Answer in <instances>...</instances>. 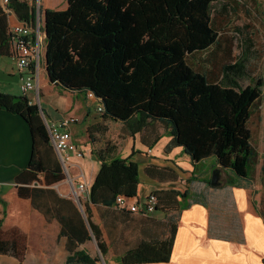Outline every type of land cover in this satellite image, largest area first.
Instances as JSON below:
<instances>
[{
    "label": "trees",
    "instance_id": "obj_1",
    "mask_svg": "<svg viewBox=\"0 0 264 264\" xmlns=\"http://www.w3.org/2000/svg\"><path fill=\"white\" fill-rule=\"evenodd\" d=\"M217 1L66 0L63 10L40 7L45 33L43 64L49 83L61 92L91 94L99 104L97 112L103 123L122 125V133L137 136L148 150L167 134V152L182 148L193 165L213 156L216 168L230 173L226 176L228 188L252 190L264 82L254 79L242 84L249 78L246 57L223 63L216 76L199 71L187 61L218 45L220 32L212 17ZM7 7L16 20L33 26L36 8L30 0H10ZM10 29L8 14L0 6V56H11ZM0 109L20 116L32 137L31 157L16 178L18 183L52 186L63 182L64 169L50 144L38 106L27 96L0 93ZM103 123L89 130L92 155L102 170L82 202L86 220L71 200L57 199L50 207L68 233L65 264H93L80 249L92 239L102 256L112 249L120 264L167 262L182 209L192 204L208 207V195L204 190L188 188L181 192L156 190L152 194L157 202L150 216L118 208V197H136L137 166L117 157L116 144L106 140L101 146L93 137L106 136L109 128ZM113 168L118 170H109ZM107 172L112 175L106 177ZM144 173L158 183L178 180V173L168 167L149 164ZM204 183L205 189H220L212 187L210 181ZM33 193L38 192L18 187L20 197ZM180 198L185 199L182 208ZM92 206L111 212L109 220L100 216L109 244L93 221ZM260 209L264 216L262 199ZM155 212L160 219L153 216ZM233 218V231L217 236L212 224L210 234L224 240L238 236L241 225L236 215ZM131 227L136 228L134 238L125 232Z\"/></svg>",
    "mask_w": 264,
    "mask_h": 264
},
{
    "label": "crops",
    "instance_id": "obj_2",
    "mask_svg": "<svg viewBox=\"0 0 264 264\" xmlns=\"http://www.w3.org/2000/svg\"><path fill=\"white\" fill-rule=\"evenodd\" d=\"M44 2L42 10H60L53 8V3L50 0H44ZM44 54L45 43L41 49L42 69L35 80L36 88L29 92L27 97L34 103L31 94H36L39 106L43 105L42 115L50 121L58 122L69 118L76 120L74 123H70L67 129L75 144L84 151L85 157L81 160L71 157L70 178L75 182L74 185L84 183L89 195V189L95 179V172L93 173L90 167L93 168L96 161L92 155L89 130L103 123L97 112L99 104L91 94L67 92H62V94L68 95L70 101L66 110L46 105L40 101L41 76L49 82L43 64ZM15 60L11 56H0V93L21 96L19 91L21 77L16 69ZM92 107L95 108L96 114L91 113ZM103 124H107L109 128L106 136L93 135V137L100 140L101 146L106 140L111 141L117 145L119 152L120 147L117 140H126L130 137L122 133V125L116 123L119 127V134L115 138L110 134L113 123ZM136 138L138 137L136 136L132 140L135 141ZM31 152L32 137L29 126L20 116L0 109V264H65L70 246L69 237L66 235L68 233L64 229L63 223L58 219L60 217L56 211L54 212L50 207L55 204L57 199L71 200L72 202L73 200L69 198L63 182L52 186L36 182L18 183L16 178L27 168ZM173 166L177 168L176 165ZM159 167L174 169V167L163 165ZM80 171L83 176H80ZM152 181L158 183L155 180ZM18 187L35 190L38 193L20 197ZM229 189L228 198L234 208L232 216L236 215L241 225L238 236L233 234L228 240L217 238L220 234H224L223 226H220L221 230L219 231L218 224L216 226L213 224L217 229V236L215 234L212 236L210 234L212 225L210 205L205 207L201 204H192L187 209H182L180 213L179 226H177L169 260L167 262H150L149 264H264L262 263V259H264V216L261 214L260 206L253 202L251 189ZM40 190H44V192L40 194ZM69 190L71 191L72 187L69 186ZM156 190L168 189L158 187L149 194ZM148 195L145 194L144 197ZM180 207L182 208V206ZM92 211L93 221L99 225L104 241L109 244V236L101 221L100 208L92 206ZM153 216L160 219V216ZM80 249H83L92 258L93 264H98V260L91 254V241L86 242ZM2 250L8 252L4 253ZM106 257L115 258L112 249H109ZM106 264L120 263L111 259L110 263L106 262Z\"/></svg>",
    "mask_w": 264,
    "mask_h": 264
},
{
    "label": "rangeland",
    "instance_id": "obj_3",
    "mask_svg": "<svg viewBox=\"0 0 264 264\" xmlns=\"http://www.w3.org/2000/svg\"><path fill=\"white\" fill-rule=\"evenodd\" d=\"M33 5L41 7L44 5V0H31ZM40 1V2H39ZM53 4V8L64 9L66 7V0H50ZM43 16V13H41ZM213 20L216 27L220 32L218 45L211 49L209 52H205L203 55H195L188 57L187 61L190 65L198 69L199 71L214 74L216 76L220 72V68L225 62H234L239 58L246 57L249 78L243 80L242 84L245 86L254 79H261L264 82V0H219L214 4L212 12ZM251 78V79H250ZM45 81V78L41 76L39 99L46 105L56 106L61 110H66L70 101L68 95L62 94L57 88L52 86L49 82ZM34 104L38 106L40 114L42 115L43 105L39 106L36 99V94H31ZM260 107V121H259V134L256 136V149L258 152V161L256 165L255 182L251 195L255 205L260 206L261 199L264 200V173H262V166H264V87H262V95L259 103ZM92 114H96L95 108L92 107ZM115 138L119 134V127L116 123L111 125V132ZM254 136V138H255ZM133 138L126 140H117V144L120 147L118 152V158L126 160L127 164L131 163L137 166L136 180L138 181V191L133 201L142 202L145 194H149L153 189L163 187L166 189H173L176 191H183L188 188L190 191L204 190L209 198L210 210L212 215V224H218L219 231L220 226L224 228V234L233 231L234 220L233 213L234 208L231 200L228 198L230 195V189L227 188V174L224 170L220 171L218 186L220 189L211 190L205 189V183L211 180L212 174L216 169L215 157L211 156L198 164L193 165L189 157L186 156L182 148H174L169 152L166 151L167 145L170 141V137L167 134H163L161 140L149 151L144 147L139 138L135 141ZM155 164L159 166L174 167L178 173V180L167 183H154L143 172V168L149 164ZM102 164L97 160L94 162L92 169L95 176L100 170H102ZM173 165H176L177 168ZM110 171L118 170L117 168L109 169ZM118 174V171H114ZM65 179L63 184L67 188L69 198H71L74 204L79 209L72 190H69V186L73 187V180L70 178V168L64 169ZM106 177H110L112 172L105 173ZM207 187V186H206ZM115 186L112 188L114 189ZM88 190L85 187L83 191H77L76 195L80 200L82 212L84 207L82 202L88 197ZM185 199L180 198V206L184 205ZM80 211V210H79ZM111 212L103 211L100 208V216L109 220V214ZM86 214V213H85ZM84 216L86 217V215ZM113 214V213H112ZM153 215L159 217V213L155 212ZM117 218V216L115 217ZM132 223V222H130ZM134 227L128 228L125 232L130 238L135 237ZM91 254L98 264L110 263L111 259L106 256H102L97 243L94 239L91 240ZM94 250V251H93Z\"/></svg>",
    "mask_w": 264,
    "mask_h": 264
},
{
    "label": "built area",
    "instance_id": "obj_4",
    "mask_svg": "<svg viewBox=\"0 0 264 264\" xmlns=\"http://www.w3.org/2000/svg\"><path fill=\"white\" fill-rule=\"evenodd\" d=\"M30 2L32 3L31 0ZM9 3L10 0H0V6L8 14L9 18V27L11 28L10 32L12 36L10 54L12 58L16 59V69L21 77L19 91L22 95L27 96L29 92L35 90V80L38 78L42 69L41 49L45 43L43 16L40 7L34 5L36 13L33 26L19 22L16 20L15 15L8 9L7 6ZM41 116L48 136H50V144L57 154L63 169L68 170L70 168L71 157L77 160L85 157L84 151L75 144L72 136H70L71 133L67 129V126L76 120L69 118L64 121L53 122L43 115ZM76 167L78 168L79 166ZM80 176H83L81 171ZM85 187L84 183L73 185L72 195L78 198L76 192L83 191ZM156 202V197L152 193L145 197L141 203L121 196L116 199L118 208L132 213H138L142 216H150L155 210Z\"/></svg>",
    "mask_w": 264,
    "mask_h": 264
},
{
    "label": "water",
    "instance_id": "obj_5",
    "mask_svg": "<svg viewBox=\"0 0 264 264\" xmlns=\"http://www.w3.org/2000/svg\"><path fill=\"white\" fill-rule=\"evenodd\" d=\"M44 34H45V33H44ZM45 71H46V70H45ZM46 74H47V73H46ZM220 171H221L220 168H216V169L214 170V172H213V174H212V177H211V180H210V184H211L212 187H218V186L220 185V182H219ZM74 199H75V201H76V204H77L78 207H79L80 212L82 213V216H83L84 220H86V218H85V216H84L85 213L82 212V208H81L80 200H79L78 198H76L75 195H74ZM86 223H87V222H86Z\"/></svg>",
    "mask_w": 264,
    "mask_h": 264
}]
</instances>
